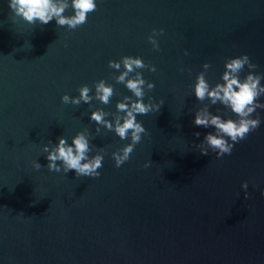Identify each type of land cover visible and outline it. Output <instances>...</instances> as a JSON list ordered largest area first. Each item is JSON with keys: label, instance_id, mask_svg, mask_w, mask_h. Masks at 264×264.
<instances>
[{"label": "water", "instance_id": "95a60500", "mask_svg": "<svg viewBox=\"0 0 264 264\" xmlns=\"http://www.w3.org/2000/svg\"><path fill=\"white\" fill-rule=\"evenodd\" d=\"M96 4L87 23L68 30L54 20L27 24L0 0V264H264V110L231 155L202 156L195 145L214 130L194 126V112L208 101L192 92L205 63L211 86L222 82L225 61L241 55L264 75V0ZM153 29L164 30L159 51L147 40ZM125 56L156 68L141 71L154 84L143 102L164 104L137 115L148 135L116 168L111 153L130 140L102 126L97 134L89 116L97 108L114 113L132 95L107 67ZM100 80L114 90L108 105L61 103ZM209 111L235 119L219 104ZM84 130L89 155L106 153L100 176L49 172L42 147L59 138L71 144Z\"/></svg>", "mask_w": 264, "mask_h": 264}, {"label": "clouds", "instance_id": "9594fccd", "mask_svg": "<svg viewBox=\"0 0 264 264\" xmlns=\"http://www.w3.org/2000/svg\"><path fill=\"white\" fill-rule=\"evenodd\" d=\"M8 8L14 16L30 25L38 23L44 26L54 20L57 27L66 26L68 30H75L87 23L88 15L97 10V4L96 0H70V2L69 0H8ZM69 8L72 10V15L65 16L64 13ZM162 35H164L163 29H153L147 37L153 51L160 50L156 37ZM187 54L185 51L184 55ZM107 67L119 72V75H115L112 79L115 83L124 85L132 95L124 96L121 102L116 103L114 113L99 108L92 111L89 121L98 126L95 129L97 134L100 133L99 126H102L105 130L113 132L121 141L130 140V143L111 153L114 167L119 168L130 159L135 145L140 143L142 136L148 135L142 124L137 121V115L159 112L164 101L153 103L152 98L149 97L148 103L143 102L146 93L153 90L154 84L143 79L141 71L155 72L156 68L145 64L141 58L125 56L118 62L109 61ZM202 68L203 71L196 75L192 92L197 101L203 103L207 100L208 103L194 112L193 124L204 129L212 128L214 131L207 133L201 143L195 147L200 155L207 156L211 152L219 159L231 155L236 144L246 140L249 134L260 127L261 119L257 109L264 110V103L258 102L264 96V86L261 85L264 75L256 74L257 65L251 63L247 55L227 59L220 77L222 82L214 86H211L206 79L210 65L205 63ZM246 68L247 74L241 77V73ZM180 71L183 72L184 69L181 68ZM93 89L94 94L90 95ZM77 91L79 95L74 98H70L67 94L63 95L61 103L79 106L81 103L90 104L95 100L100 104L108 105L114 95L113 87L106 85L104 80L94 83L93 88L84 85ZM217 104L229 110L235 119H222L220 115L209 111ZM109 116L111 120L106 119ZM193 135L199 137L200 133L196 132ZM50 144L51 141L41 149L46 154L48 162L46 167L49 172L62 171L66 174L74 171L77 178L100 176L98 169L103 167L106 153L103 149H99L95 155H89L93 151V146L90 144L87 130L78 132L71 139V144L65 138H59L54 147H49ZM150 166V163L143 165L144 168ZM32 167L39 170L42 166L38 162H33ZM240 187L247 199L248 182L242 183ZM261 195L264 196V191Z\"/></svg>", "mask_w": 264, "mask_h": 264}]
</instances>
